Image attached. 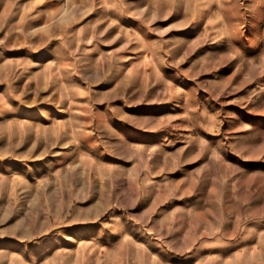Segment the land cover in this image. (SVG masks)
<instances>
[{
  "label": "rangeland",
  "instance_id": "374dc122",
  "mask_svg": "<svg viewBox=\"0 0 264 264\" xmlns=\"http://www.w3.org/2000/svg\"><path fill=\"white\" fill-rule=\"evenodd\" d=\"M0 264H264V0H0Z\"/></svg>",
  "mask_w": 264,
  "mask_h": 264
}]
</instances>
